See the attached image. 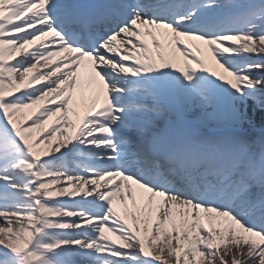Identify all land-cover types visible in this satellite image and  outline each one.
Wrapping results in <instances>:
<instances>
[{
  "label": "snow or ice",
  "instance_id": "snow-or-ice-1",
  "mask_svg": "<svg viewBox=\"0 0 264 264\" xmlns=\"http://www.w3.org/2000/svg\"><path fill=\"white\" fill-rule=\"evenodd\" d=\"M0 264H264V0H0Z\"/></svg>",
  "mask_w": 264,
  "mask_h": 264
}]
</instances>
